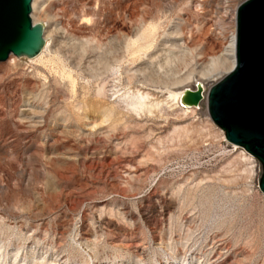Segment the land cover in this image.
Here are the masks:
<instances>
[{"label": "rangeland", "instance_id": "374dc122", "mask_svg": "<svg viewBox=\"0 0 264 264\" xmlns=\"http://www.w3.org/2000/svg\"><path fill=\"white\" fill-rule=\"evenodd\" d=\"M205 1L218 15L204 0L32 1L39 54L0 62V264H264L259 162L205 98L172 95L229 66L240 0ZM201 46L213 69L184 65Z\"/></svg>", "mask_w": 264, "mask_h": 264}, {"label": "water", "instance_id": "95a60500", "mask_svg": "<svg viewBox=\"0 0 264 264\" xmlns=\"http://www.w3.org/2000/svg\"><path fill=\"white\" fill-rule=\"evenodd\" d=\"M33 0H0V62L33 58L43 45L42 26L31 21ZM208 115L225 140L259 162L264 195V0H244L236 13V68L207 94ZM201 83L183 91L179 104L199 107Z\"/></svg>", "mask_w": 264, "mask_h": 264}, {"label": "bare ground", "instance_id": "6f19581e", "mask_svg": "<svg viewBox=\"0 0 264 264\" xmlns=\"http://www.w3.org/2000/svg\"><path fill=\"white\" fill-rule=\"evenodd\" d=\"M50 1H52V0H46V3L48 4ZM244 0H240L239 1V3H238V5L236 6V13H237V9H238V7H239V5L240 4H242V2H243ZM219 2H217V5H216V3L214 2V1H205L204 0V3L203 4H200V3H197V5L195 6V8H196V10L197 11H199L200 13H203L204 15L205 14H207L208 16H210V17H212L213 15L214 16H216V15H218V13H219ZM224 9H228V7H226V8H224ZM214 10V11H213ZM230 11V10H229ZM224 13H226V12H224ZM228 16V18H227V20L229 19L230 20V22H232V23H234L233 21V16H234V11L232 10V11H230V13H229V15H227ZM236 18V17H235ZM49 21L50 22H52V23H57V20H54L52 17H50V19H49ZM136 24L135 25H133V30L135 31V33L137 34L139 31H143L146 27H147V25L145 26V21H144V17L143 16H141V17H139V19H137L136 20ZM176 23H178V22H176ZM33 25H35V24H33ZM235 25H236V22H235ZM152 27H153V30H154V32L155 33H153V34H151V35H145L144 37H143V41H145V42H148V41H150V39L154 36H157V32L161 29V24H159V23H155L154 25H152ZM43 30V29H42ZM147 31V30H146ZM197 31L198 32H200L201 33V29H197ZM189 33V32H188ZM43 35V34H42ZM202 40H205V35H207V32H203L202 33ZM42 38H43V36H42ZM169 39H176V40H178V39H180V40H182L181 41V43L183 44V45H189V43H193V38L194 37H192L191 35L190 36H186L185 34H184V36H183V38H181L180 36H170V37H168ZM218 40H222L223 38H217ZM141 46H143V43L141 42V45L139 46V47H137V49L135 50V51H139L138 49H141ZM172 46H174V48L177 46V45H172ZM172 46H169V47H172ZM223 46V48L221 49V51H220V53H219V56L222 58V63L224 62V61H226V60H228L229 61V66L226 68V70H225V76L223 77V78H221L219 81H217L216 83H218V82H220L222 79H224L226 76H228L229 74H231L234 70H235V68H236V31H235V34H234V32H232L231 34H230V36H229V38H228V42L226 43V44H224V45H222ZM202 47V46H201ZM165 47H160L159 49V51H163V50H165L164 49ZM211 49H209V48H206V47H202L201 48V53H199L196 57H194L192 60H190L189 62H186L184 65L185 66H187L188 68H192V70L193 69H195V68H201V67H203L204 65H205V63L206 62H208L209 64H208V66L207 67H212V69L214 68L213 67V62L215 61H213V59L215 58L214 57V55L212 54H210L209 53V51H210ZM183 51H184V49H183ZM136 53V52H135ZM168 60V59H167ZM216 62V61H215ZM217 64V63H216ZM215 66V65H214ZM191 72V71H190ZM200 79L199 78H193L192 79V81H191V83H192V85H190V86H192V87H190V88H193L194 86H195V84L196 83H200ZM216 83H214V84H212L208 89H207V91H205V96H204V98H205V100H206V104H207V94H208V90L209 89H211V87L212 86H214ZM203 85V84H202ZM204 87V86H203ZM189 88V89H190ZM187 88H185V89H183V90H180V91H178V92H176V93H174V94H172L173 95V99H174V101H175V103H177V102H179V99H180V97H181V95H182V93H183V91L184 90H186ZM156 94H154V95H152V96H155ZM184 108V107H183ZM192 108H197V107H192ZM185 109H190V108H185ZM224 134V133H223ZM225 138V137H224ZM236 147V146H235ZM237 148V147H236Z\"/></svg>", "mask_w": 264, "mask_h": 264}]
</instances>
